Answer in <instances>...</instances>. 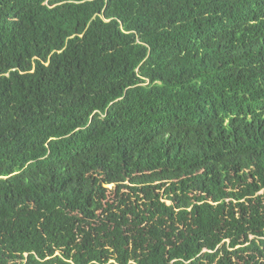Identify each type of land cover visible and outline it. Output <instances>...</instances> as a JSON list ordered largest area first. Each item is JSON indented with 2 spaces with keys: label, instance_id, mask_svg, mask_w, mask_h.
Listing matches in <instances>:
<instances>
[{
  "label": "trees",
  "instance_id": "16d2710c",
  "mask_svg": "<svg viewBox=\"0 0 264 264\" xmlns=\"http://www.w3.org/2000/svg\"><path fill=\"white\" fill-rule=\"evenodd\" d=\"M0 264H264V0H0Z\"/></svg>",
  "mask_w": 264,
  "mask_h": 264
}]
</instances>
